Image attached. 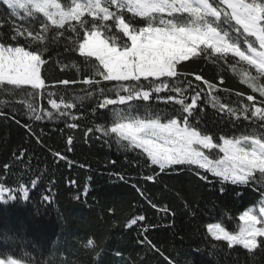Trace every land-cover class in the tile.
Listing matches in <instances>:
<instances>
[{
  "label": "trees",
  "instance_id": "obj_1",
  "mask_svg": "<svg viewBox=\"0 0 264 264\" xmlns=\"http://www.w3.org/2000/svg\"><path fill=\"white\" fill-rule=\"evenodd\" d=\"M58 2L68 7L72 0ZM72 24L80 35L67 24L57 29L42 13L26 17L18 10L13 14L0 0V43L48 49L42 56L43 95L0 94V185L29 192L27 200L0 202V259L24 264H264V244L260 243L264 238L249 251L217 241L207 230L213 223L231 231L239 227L240 214L264 197L259 173L246 185H222L195 165L161 171L141 149L118 141L115 134L97 131L98 127L110 129L114 111L126 113L128 107L99 108L105 97L116 98V92L107 89L115 88L117 82L95 75L97 62L78 50L83 29L75 21ZM17 28H31L44 40L41 43L26 33L13 39ZM241 69L256 75L254 68L231 53L227 58L220 54L190 57L177 65L182 73L180 86L186 87L188 81L192 85L184 93L187 103L195 91L203 89L197 111L189 119L214 143L221 136L264 135V121L251 115L253 105L264 108V97L242 82ZM197 75L201 80L195 79ZM89 79L100 83L85 84ZM64 80L69 83L62 84ZM205 81L215 87L209 89ZM260 83L264 84V78ZM49 92L57 102L63 96L75 105L66 117L51 109ZM168 95L179 99L181 94L164 89L153 93L149 101L129 102L151 106L147 112L141 107L131 114L159 115L162 121L179 118L181 106L175 100L156 98ZM249 95L253 101L247 100ZM30 102L38 113L52 111L53 117L35 120L27 107ZM245 106L247 113L240 111ZM228 108L235 109V114L230 115ZM203 175L208 179L202 180Z\"/></svg>",
  "mask_w": 264,
  "mask_h": 264
},
{
  "label": "snow or ice",
  "instance_id": "obj_2",
  "mask_svg": "<svg viewBox=\"0 0 264 264\" xmlns=\"http://www.w3.org/2000/svg\"><path fill=\"white\" fill-rule=\"evenodd\" d=\"M4 3L13 14H18V10H23L26 17L42 13L57 29H63L67 24L72 32L80 35L73 21L83 29L78 43L80 54L97 62L94 64L95 75L103 81L117 82L115 88L107 89L108 92L115 91L116 98L105 97L99 108L108 105L128 107L126 113L114 111L115 121L110 129L98 127L97 131L115 134L118 141H127L130 147L142 149L161 171L175 165H195L218 178L222 185H246L256 179L257 173L260 176L258 182L264 183V135L221 136L222 144L213 143V137L189 119L197 111L203 89L194 90L191 102L187 103L184 93L192 85L188 81L186 87H181L183 82L178 77L182 73L177 72V65L190 57L220 54L227 58L231 53L255 69L256 75L246 69H241L239 74L243 83L264 97V84L260 83L264 78V0H72L68 7L58 0H4ZM127 13H131V17ZM47 30L48 25L44 24L43 31ZM25 33L41 43L44 40L31 28H17L12 38ZM47 50L46 47L43 49ZM43 51L39 46L28 50L27 47L0 43V94H23L32 98L43 95L46 90L45 80L41 77V66L45 63ZM195 79L199 81L201 76L197 75ZM61 83L67 85L69 82ZM84 83L95 87L100 81L89 79ZM205 84L209 89L215 87L208 81ZM164 89L181 94L179 99L172 95L156 97L175 100L181 106L179 118L167 117L166 122H162L159 115L140 118L131 114L133 109L141 107L147 112L151 106L129 102L149 101L153 93ZM104 92L105 89H100L101 95ZM53 95L48 93V104L60 116L66 117L67 110L75 105L66 102L63 96L57 102L51 98ZM247 100L253 101L254 96H247ZM27 107L37 121L44 116L53 117L52 111L38 113L31 102ZM253 107L251 115L264 121V108ZM240 111L247 113L249 107ZM227 112L233 115L236 110L228 108ZM173 114L176 115L175 109ZM216 148L223 153L222 157L210 158L211 151L209 154L203 151ZM201 179L207 180L208 176L203 175ZM221 191H224L223 187ZM23 194L26 198L27 190ZM138 219L145 218L139 216ZM239 219L241 226L235 233L225 231L219 224L210 225L208 231L217 241H227L230 247L240 245L252 251L258 247L257 238L264 237V204L258 214L250 209ZM260 243L264 244V241ZM0 264L4 262L0 261ZM9 264H16V261H9Z\"/></svg>",
  "mask_w": 264,
  "mask_h": 264
},
{
  "label": "rangeland",
  "instance_id": "obj_3",
  "mask_svg": "<svg viewBox=\"0 0 264 264\" xmlns=\"http://www.w3.org/2000/svg\"><path fill=\"white\" fill-rule=\"evenodd\" d=\"M2 1L4 2V0H2ZM162 122H166V121H162ZM225 138H230V137H225ZM213 143H214V140H213ZM222 143H223V141L220 140L218 144H222ZM141 150H142V149H141ZM203 151H205L206 154H209V152L211 151L212 156H210V158H219V157H222V156H223V153L219 152V148H216V149H213V150L204 149ZM0 189H3V192L0 193V202H3V203L15 202V201H18V200H21V199H22V200H27L28 197H29V192H28V190H27L28 195H27L26 198H25V196H24V194H23L24 191H25L26 189H11V188L6 187V186H3V185H0ZM262 204H264V197L262 198V200H261L259 203L255 204V205H252L248 210L251 209L252 211H254V212H256V213L258 214V213H259V209H260V207L262 206ZM248 210H246V211H248ZM244 212H245V211H244ZM244 212H242V213L240 214V216H241ZM240 216H239V217H240ZM213 224H219V223H213ZM213 224H209V225L207 226V230H208L209 226H210V225H213ZM219 225H220L221 227H223V228L225 229V231H228V232H230V233H235V232L239 231V228H240V226H241V221H240L239 227H238L236 230H234V231L228 230L225 226H223V225H221V224H219ZM258 226H259V225H258ZM208 233H209L212 237H214L213 234L210 233L209 231H208ZM214 238H215V237H214ZM261 238H264V237H258V238H257L258 244H259V240H260ZM0 261L4 262V264H9V261H16V264H24V263H22V262H20V261H17V260L12 259V258L0 259Z\"/></svg>",
  "mask_w": 264,
  "mask_h": 264
}]
</instances>
